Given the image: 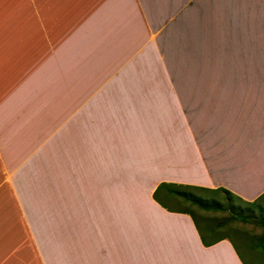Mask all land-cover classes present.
Instances as JSON below:
<instances>
[{
	"label": "crops",
	"instance_id": "1",
	"mask_svg": "<svg viewBox=\"0 0 264 264\" xmlns=\"http://www.w3.org/2000/svg\"><path fill=\"white\" fill-rule=\"evenodd\" d=\"M14 1L0 264H252L168 189L264 198V0Z\"/></svg>",
	"mask_w": 264,
	"mask_h": 264
},
{
	"label": "rangeland",
	"instance_id": "2",
	"mask_svg": "<svg viewBox=\"0 0 264 264\" xmlns=\"http://www.w3.org/2000/svg\"><path fill=\"white\" fill-rule=\"evenodd\" d=\"M4 2L7 4L13 3L12 0H0V20L5 17L8 18L10 12H12L6 9ZM14 2H17V0ZM202 194L207 198L218 199L222 205L226 204V197L222 195H213L208 192H203ZM235 204H240L243 210L249 208L244 203L236 202ZM186 206L200 219L201 227L205 228L204 221L216 225L217 235L229 234V237H231L239 251L252 264H264V198L258 201L257 206L252 209V213L250 214L253 216V219L249 218L245 219V221L240 217L232 220L229 212L226 210L206 211L188 202H186Z\"/></svg>",
	"mask_w": 264,
	"mask_h": 264
},
{
	"label": "trees",
	"instance_id": "3",
	"mask_svg": "<svg viewBox=\"0 0 264 264\" xmlns=\"http://www.w3.org/2000/svg\"><path fill=\"white\" fill-rule=\"evenodd\" d=\"M165 185H160L158 190L163 188ZM168 192L171 196L175 197L176 199H181L186 201L194 206L199 207L200 209L206 211H223L226 210L229 212V216L232 220H236L237 218H241L243 221L245 219L252 218L250 213H252V209L257 206V202L248 203L246 205L249 206L247 210H243L240 204H235L236 202L243 203L239 198L231 194L229 191L224 189H217V190H208L199 187H183V186H171L168 189ZM203 192L212 193L213 195H222L226 197L225 201L226 204L222 205L220 201L216 198H207L203 195ZM157 191L154 193V198L157 201ZM187 214H190L194 221L197 222L195 214L191 210H187ZM262 221V220H260Z\"/></svg>",
	"mask_w": 264,
	"mask_h": 264
}]
</instances>
